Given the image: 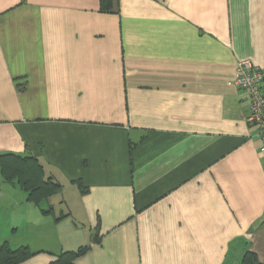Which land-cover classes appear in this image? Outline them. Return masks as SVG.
<instances>
[{
  "label": "crops",
  "instance_id": "crops-1",
  "mask_svg": "<svg viewBox=\"0 0 264 264\" xmlns=\"http://www.w3.org/2000/svg\"><path fill=\"white\" fill-rule=\"evenodd\" d=\"M241 59L264 68V0H0V154L61 184L44 214L0 174V243L34 251L17 264H264Z\"/></svg>",
  "mask_w": 264,
  "mask_h": 264
},
{
  "label": "trees",
  "instance_id": "trees-1",
  "mask_svg": "<svg viewBox=\"0 0 264 264\" xmlns=\"http://www.w3.org/2000/svg\"><path fill=\"white\" fill-rule=\"evenodd\" d=\"M110 7L111 0H100L101 10H109ZM0 174L6 181L16 183L26 194V200L36 205L42 213L53 211V206L48 202V199L59 192L61 184L53 176H45L43 166L35 157L2 153L0 154ZM80 186H82L81 183ZM62 216L58 215L55 218L59 219ZM88 248V245H81L76 249L61 250L55 254V258L50 264H77L76 259ZM32 254L34 251L27 245L13 248L6 240L0 243V264H17ZM256 263L257 259L254 253L245 251L240 264Z\"/></svg>",
  "mask_w": 264,
  "mask_h": 264
},
{
  "label": "built area",
  "instance_id": "built-area-1",
  "mask_svg": "<svg viewBox=\"0 0 264 264\" xmlns=\"http://www.w3.org/2000/svg\"><path fill=\"white\" fill-rule=\"evenodd\" d=\"M264 68L255 66L249 59L237 62L233 83L243 89L248 100L246 120L257 126L260 152L264 154Z\"/></svg>",
  "mask_w": 264,
  "mask_h": 264
},
{
  "label": "rangeland",
  "instance_id": "rangeland-1",
  "mask_svg": "<svg viewBox=\"0 0 264 264\" xmlns=\"http://www.w3.org/2000/svg\"><path fill=\"white\" fill-rule=\"evenodd\" d=\"M19 191H21V193H24V192L21 190V188H20ZM60 191H61V189L59 190V192H60ZM51 197H52V198H51ZM51 197H50L51 199L55 198V194L52 195ZM50 198H49V199H50ZM30 203H32V202H30ZM32 205H34V204L32 203ZM43 206H46V204H43ZM7 212H8V213H7L6 217L11 216V210H8ZM57 213H59V211H57ZM31 215H32V214H31ZM31 215H30V214H24L23 211H22V213H21L20 216L18 217L19 222H21V228H22V229L28 230L29 228H31V226H30L31 223H34V222H35V221H33ZM52 217H53V216H52ZM11 218H12V217H11Z\"/></svg>",
  "mask_w": 264,
  "mask_h": 264
}]
</instances>
